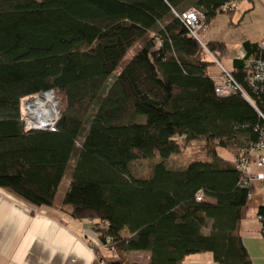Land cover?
Masks as SVG:
<instances>
[{
	"label": "trees",
	"instance_id": "16d2710c",
	"mask_svg": "<svg viewBox=\"0 0 264 264\" xmlns=\"http://www.w3.org/2000/svg\"><path fill=\"white\" fill-rule=\"evenodd\" d=\"M231 1L0 0V188L52 206L73 159L61 205L97 233L100 262L192 264L187 255L211 252L217 264H253L240 235L251 188L235 158L264 124L244 81L259 41L228 69L254 105L215 92L208 69L231 47L201 43L179 17L192 5L207 25ZM50 89L65 101L55 129H27L21 99ZM257 214L264 234V206Z\"/></svg>",
	"mask_w": 264,
	"mask_h": 264
},
{
	"label": "crops",
	"instance_id": "0c3cea01",
	"mask_svg": "<svg viewBox=\"0 0 264 264\" xmlns=\"http://www.w3.org/2000/svg\"><path fill=\"white\" fill-rule=\"evenodd\" d=\"M263 37L264 0H240L231 13H217L202 32L203 41H223L231 47L229 54L236 56L244 54V42L256 43ZM257 153L264 154V149ZM252 170L261 172L264 168L254 166ZM251 187L240 235L252 263L264 264L263 224L257 214L264 206V185L252 183ZM103 252L97 233L86 219L72 217L56 202L32 206L0 188V264H101ZM141 254V262H147L149 251H130L129 257Z\"/></svg>",
	"mask_w": 264,
	"mask_h": 264
},
{
	"label": "built area",
	"instance_id": "2783aa9c",
	"mask_svg": "<svg viewBox=\"0 0 264 264\" xmlns=\"http://www.w3.org/2000/svg\"><path fill=\"white\" fill-rule=\"evenodd\" d=\"M239 2L240 0L226 2L221 6L220 9L222 12L233 10L239 5ZM179 17L187 26L191 35L202 43L201 30H204L206 27L204 13L196 7H189L185 11H182L179 14ZM258 46L259 56H256L254 54L244 56V67L246 68L244 81L246 82L247 86L252 89L253 93L257 94L258 97L262 98V100L264 101V57L263 55L261 56V54H264V37L259 40ZM216 61L219 65L220 72L217 76H215V92L220 96H226L240 91L247 99L252 101L247 92L248 90L240 85V83L233 77L228 69H226L218 60ZM51 92H53L54 94L53 100L57 101L56 106L59 111L57 116L51 117L47 122L43 124L33 123L32 120L29 121L25 116V112L23 111V105L29 99L42 98L47 93ZM60 100L61 99L58 95V91L55 89L47 90L42 94L24 96L21 99L20 110L21 116L25 121L26 128H48L52 130L55 129L56 121L61 115V109L59 107ZM257 110L261 118L264 120V109H259L257 107ZM262 149H264V124L260 126L258 139L255 142L250 141L249 145L245 148H242L239 156L235 158L237 167L243 172L245 181L251 188L248 192L249 197L252 195V183H262L264 185V171L254 172L252 170V167L254 166L264 168V154L257 153V151H260ZM197 198L201 199L199 193L197 194ZM101 264L105 263L101 262Z\"/></svg>",
	"mask_w": 264,
	"mask_h": 264
},
{
	"label": "rangeland",
	"instance_id": "374dc122",
	"mask_svg": "<svg viewBox=\"0 0 264 264\" xmlns=\"http://www.w3.org/2000/svg\"><path fill=\"white\" fill-rule=\"evenodd\" d=\"M142 43H143V41L141 40V41H139L138 43H136L133 47H131L129 49V51L126 53V55L123 57V59L121 60V62L117 66V68L115 69L113 76H115L122 69V67L127 63V61L134 55L136 50L141 47ZM234 56H236V54H226V55L221 57V61L220 62L223 64V66L226 69L232 68V62H233ZM237 56H239L238 53H237ZM208 71H209V73L212 76L215 77V76L218 75L219 66H217V64H214V65L209 67ZM58 95H59V97L61 99L60 103H59V107H60L61 113H62L64 105H65V101H64L63 94L61 92H58ZM53 99H54V97L51 100L48 101V110L51 109L52 113H55L56 109L52 110V108H51L53 103L56 102ZM26 105H27V102L23 105V107L24 108H28ZM28 109L30 111L33 110L31 108H28ZM35 123H42L43 124V123H45V121L35 122ZM219 152L223 156H226V157H230L231 156L230 152L228 150L224 149V148H219ZM72 162H73V159H71L70 165L67 168V170H66V172H65V174L63 176V179L61 181V184L59 186V190H58V193H57V196H56V199H55L56 204H60V205L62 204V199H63L65 190H66V188H67V186L69 184V180H70V172H71V168H72ZM176 163L180 164L181 162H180L179 159H177ZM135 167H136L135 168L136 171L141 173V172L146 170L147 162H137ZM62 207H63V209H65V207H68V206L63 205ZM142 257H143V255L142 256L132 255V257H130V259L134 260V261H141L143 259ZM185 261L191 262L192 264H217L215 262V260L213 259V256H212L211 252H203V253H198V254L187 255Z\"/></svg>",
	"mask_w": 264,
	"mask_h": 264
},
{
	"label": "bare ground",
	"instance_id": "6f19581e",
	"mask_svg": "<svg viewBox=\"0 0 264 264\" xmlns=\"http://www.w3.org/2000/svg\"><path fill=\"white\" fill-rule=\"evenodd\" d=\"M54 97L53 92L47 93L42 98H36V99H29L27 100V107L31 108L33 110H29L28 108L23 107V111L25 112V116L30 121L32 120L33 123L35 122H41L45 121L47 122L51 117L57 116L58 108L56 107V102H52L53 105L51 106L52 110L56 109L55 113H52L51 109H48V101L51 100ZM45 100H44V99ZM50 108V107H49Z\"/></svg>",
	"mask_w": 264,
	"mask_h": 264
}]
</instances>
